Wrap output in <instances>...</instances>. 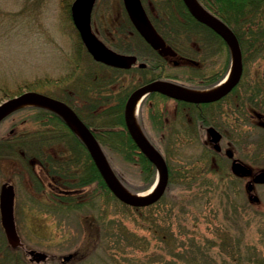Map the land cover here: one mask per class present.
Here are the masks:
<instances>
[{
    "label": "rangeland",
    "instance_id": "1",
    "mask_svg": "<svg viewBox=\"0 0 264 264\" xmlns=\"http://www.w3.org/2000/svg\"><path fill=\"white\" fill-rule=\"evenodd\" d=\"M164 1L142 0L146 10L156 20L162 12L156 6ZM71 2L0 0V86L8 94L3 96L1 87L0 102L25 90H32L30 87L37 82L49 91L62 90L68 73L66 63L79 38L70 15ZM157 23L162 25L159 20ZM91 26L102 41L116 50L122 51L130 46L140 55L148 53L134 32L130 31L122 0H96L91 13ZM199 36L187 31L182 34V39L195 41ZM191 41L188 42L191 44ZM244 57L240 84L229 96L232 103L225 102L223 105L224 116H221L220 122L225 136L220 143L223 151L225 147H231L234 157L251 169L259 170L264 168V127L250 119L248 110L246 113L242 111V102L249 101L243 98L251 95L250 89L245 90L244 86L253 84L254 78L264 73V55L251 58L250 52L246 51ZM217 59L209 57L206 63L212 65ZM166 62V71L184 75L183 69L172 65L171 60ZM231 71L232 67L230 74ZM149 77L150 74L141 73L136 68L124 69L121 79H117L112 87L116 90V86L121 88L120 85H123L134 89ZM61 78H64L63 82ZM109 87L103 89L104 97L113 100L114 96L106 91ZM36 91L42 92L39 88ZM244 91H247L245 96ZM144 97L139 100L137 121L159 138V147L176 175L169 189L154 203L130 206L107 194H92L90 186H87L80 195L71 196L86 203L80 209L69 210L65 208L66 204H60L67 200L64 197L57 199L45 186V176L55 182L66 181L67 178L56 175L52 179L39 165H35L33 171L23 167L17 156H0V184L8 181L14 185V215L26 247L39 249L50 256L48 261L40 264H56L61 256L69 253H74L69 264H264V183L254 185L253 192L258 201H250L245 188L250 177L235 175L229 158L214 154L212 149L207 150L206 147L211 148V144L198 141V130L192 123H181V130L184 131L177 134L179 139L174 142L170 140L175 135V125L168 124L156 132L152 127L150 129L148 115L151 106L150 101L143 102ZM174 105L171 100L166 102L163 107L168 111L165 120L172 119ZM234 106L240 107V114ZM78 109L85 119L90 117L82 104L78 105ZM106 117L109 118V115ZM30 119L28 123L18 124L16 129L30 127ZM8 121L0 123L1 136L8 133ZM68 147L58 143L54 148ZM109 154L112 160L110 163L108 159L110 166L121 173L119 180L124 188L141 196L152 192H149L152 183L143 188L144 182L136 164L123 160L117 152L106 153L107 158ZM67 162L72 164L71 160L67 159ZM201 167L203 172L198 173ZM37 176L42 179L43 191L35 181ZM192 176L195 177L192 189L197 184H203L196 200L189 196L191 190L182 187L184 178L191 180ZM155 178L156 172L153 181ZM69 180L73 181L71 177ZM192 236L198 240L209 239L210 244L206 242L203 245L201 241L194 244ZM4 241L0 228L1 246Z\"/></svg>",
    "mask_w": 264,
    "mask_h": 264
},
{
    "label": "trees",
    "instance_id": "2",
    "mask_svg": "<svg viewBox=\"0 0 264 264\" xmlns=\"http://www.w3.org/2000/svg\"><path fill=\"white\" fill-rule=\"evenodd\" d=\"M197 1L208 12L227 24L235 33L240 44L243 62L246 60V57H244L246 51L250 52L251 58L262 57L264 55V0ZM164 2L160 6H156L162 9V12L158 15V20L163 25H172L173 32L168 33L165 28H162L161 33H163L164 37L167 36L166 38L178 50L179 62L174 66H179L183 69L184 75L180 72L166 71L167 62L164 57L156 53L141 39L128 19L130 31L138 36L139 42L143 44V49H146L148 53L140 55L130 46L121 50L136 53L144 59L146 62L145 68H138L137 70L141 73L150 74V77L146 78L145 81L152 78H161L193 88H204L217 83L224 77L230 65V51L227 43L212 28L197 21L189 13L182 0H165ZM148 14L152 22L155 25H159L157 23L158 20L149 12ZM187 31L195 32L200 36L195 41L188 40V38L184 40L182 39V34H185ZM188 41L192 43L190 44ZM213 56L218 58L217 63H211L212 65L206 63V60ZM66 64L68 73L64 82L62 81L64 78H61V82H63L62 90L56 92L50 90V92L40 82H37L30 88L33 90L39 88L42 92L68 103L91 129L105 154L117 152L123 157V160L136 164L139 175L144 182L143 188L145 189L153 181L155 167L139 151L126 131L123 121L124 103L133 88L120 85L121 88L116 86L115 90L112 87L121 79L123 70L94 61L85 50L80 38H77L74 50ZM213 65L217 67L215 68ZM187 72L188 74H186ZM254 79L256 80H254L253 84L247 83L244 86L245 90L250 89L251 95L243 98L249 101H244V104L242 102V106H244L242 111L246 113L247 110L250 111L256 106V110L264 114V82H262L264 81V73L262 76ZM105 87H109L106 91L108 95L114 96L113 100L108 99V96L104 97L106 96L103 93ZM2 90L3 96L8 95L5 88L2 87ZM246 93L247 91H244L243 96ZM238 95L239 97L242 96V94ZM168 100L169 97L157 92H150L144 98L143 102L150 101L151 109L149 117L152 129L155 132L166 128L168 124H172L170 119L168 121L165 120L168 111L163 109ZM245 102H247L246 105ZM248 103H250L249 106ZM79 104H82L84 109L90 113V117L87 118L88 120L79 112ZM154 105L155 108L153 107ZM107 115H109V118L106 117ZM29 119L32 123L30 127H24L21 130L16 129L18 124L28 123ZM3 120L9 121L7 124L8 133L5 136L0 135V156L3 154L17 156L19 163L31 170L34 169L35 165H39L52 179L56 175L59 178H67L66 181H54L60 187L67 189L78 188L82 192L85 187L90 186V193L107 194L116 199L104 183L81 138L58 113L39 105H25L5 115L0 120V123ZM153 134H150L152 141L154 140L153 142L159 149V138L154 137ZM58 143L69 147L67 149H55L54 147ZM54 155H59V157ZM164 156L169 172L167 183V189H169L176 175L174 167L170 164L165 154ZM67 159L68 161L71 160L72 164L67 162ZM108 159L112 163L110 154ZM113 169L117 173L115 174L122 178L121 173H118L115 167ZM201 172H203L202 167L198 173ZM70 177L73 181L69 180ZM195 177L192 176L191 180L184 178L185 181H183L182 186L186 190H191L189 196L194 198L193 200L198 199L196 197L199 191L202 192L201 186H203V184H200V186L197 184V187H195L199 190L191 188L194 185ZM35 181L40 185L38 179L36 180L35 178ZM208 188L205 190H208ZM62 197L67 201L66 203L60 202V204H66L65 208L69 210L80 209L86 203L81 198L76 199L75 197L76 200H74L73 197L68 195ZM193 236L194 244L199 243V241L203 245H206V242L210 244L209 239L198 240L195 238L196 236Z\"/></svg>",
    "mask_w": 264,
    "mask_h": 264
},
{
    "label": "water",
    "instance_id": "3",
    "mask_svg": "<svg viewBox=\"0 0 264 264\" xmlns=\"http://www.w3.org/2000/svg\"><path fill=\"white\" fill-rule=\"evenodd\" d=\"M95 1L96 0H72L70 4L71 19L83 45L94 60L115 67L129 68L135 63L136 56L129 53L118 52L110 48L93 32L90 19ZM122 2L129 20L145 41L154 49H158L162 54L174 55L175 51L169 45L165 44L163 38L154 28L141 0H122ZM183 2L189 12L198 21L213 28L227 42L231 52L232 71L229 78L210 93H188L182 90L184 87L179 84L162 79H153L136 87L129 94L123 109L125 127L139 150L155 166L157 171L156 187L148 195L139 197L121 189V181L114 173L92 131L80 119L74 109L63 100L36 90H25L17 95L7 97L0 102V120L11 111L24 105H39L55 111L63 117L67 124L81 138L103 181L117 199L132 206H145L154 203L162 196L166 188L168 180L167 165L164 157L154 145L143 133L140 135L137 132L132 117L135 101L151 91H156L175 99L195 103L213 101L227 94L237 84L243 70L239 42L233 31L222 20L211 15L205 9L207 15L197 13L194 0H183ZM138 65L144 66L145 64L140 62ZM207 132L210 135V140L213 142V147L218 149L219 145L217 141L219 140L220 134L212 126L207 128ZM226 153L231 155V150L226 149ZM231 170L233 173L239 175L251 174L252 172L247 165L235 158L231 161ZM253 183H264V169L252 173L251 180L246 183L248 192L252 190ZM61 191L64 193L69 192V190ZM248 198L253 201L257 200V196L251 192ZM13 205V184L8 181H3L0 184V223L8 243L11 246H17L20 244V239L15 226ZM30 253H33L37 260L46 257L45 252L31 250Z\"/></svg>",
    "mask_w": 264,
    "mask_h": 264
},
{
    "label": "flooded vegetation",
    "instance_id": "4",
    "mask_svg": "<svg viewBox=\"0 0 264 264\" xmlns=\"http://www.w3.org/2000/svg\"><path fill=\"white\" fill-rule=\"evenodd\" d=\"M155 25V24H154ZM155 28L157 29V31L162 35V37L164 38L166 44H168L169 46H171L175 51L176 54L175 55H169V54H162L159 50H155L154 51L158 54H160L162 57H164V59L166 61L171 60V64L172 65H177L179 60L178 55L179 52L176 49V47L174 46V44L168 40V38H166L167 36L164 37L163 33H161V29L165 28L166 31H168V33L173 32V27L172 25H155ZM170 35V34H169ZM146 63V62H145ZM146 64L144 66H140L142 69L145 68ZM137 66H131L128 69H132L135 68ZM235 91L230 90V92L216 100L213 101H209V102H200V103H194V102H186V101H182V100H177L174 98H171L169 100L173 101L175 103V108L172 110V119H170L172 126L175 125L174 127V132L175 135L173 136V138L170 140L171 142L173 141H178V133H182L181 130L182 126L181 123L184 124V122H188V123H192L194 128H196L198 130V133H196V138L199 139L198 141H201L202 143L204 142H209L210 144H212L211 140H210V135L207 133V128L210 126H213L218 133L220 134V138L217 141V143L219 144L220 148H218L217 150L214 148H209L208 146L206 147L207 150H211L214 154H218V155H225L222 145H221V140L223 139L224 135V131L222 130V125L220 120L221 116H224V103L228 102V103H232L231 101H229V96L231 94V92ZM237 100H239L237 98ZM186 102V103H185ZM238 102V101H237ZM236 102V103H237ZM155 108V106H153ZM240 107H235L234 109L236 111H238V113L240 114ZM151 109V107H150ZM149 109V111H150ZM221 109L223 111H221ZM256 106H254V108H252V110L249 111V117L251 120L256 121V123H258L259 125H262L264 127V114L261 112H258L256 110ZM238 115V114H235ZM149 116V115H148ZM165 118H167V115L165 116ZM150 120V117H149ZM220 124H219V123ZM180 125V128L178 125ZM178 126V127H177ZM150 129L152 127L151 125V120H150V125H149ZM176 128V130H175ZM193 129V128H192ZM146 134L148 135L149 139L152 140V136L150 135V133L145 130ZM204 135V137H203ZM154 141V140H153ZM226 148V147H225ZM224 148V149H225ZM231 148V147H230ZM227 156V155H226ZM234 155L232 156H227V158H229L230 160L233 158ZM46 180V188H49L56 196L57 199H60V197L68 195V196H74V195H78L81 191L77 190L76 192L70 193V194H62L61 192H59V185L55 184L53 180L48 179V176H45ZM37 179L40 181V183L42 182L41 178L39 176H37ZM42 186V191L45 190L44 188V184L42 183V185H38V187ZM16 195V193H15ZM16 197V196H15ZM14 208H15V200H14ZM15 218V215H14ZM15 224H16V230L17 233L19 235V239H20V244L17 246H11L5 236V233L2 229V226L0 224V228L2 230V233L4 235V243L3 246H1L0 243V264H40V263H44L46 261H48L50 259V256L46 253V257L44 259H39L37 260L36 256L33 253H30L31 250H35V251H39V252H44L41 251L39 249H35L33 247H26L25 243L22 240V237L17 229V223H16V219H15ZM74 253H69L66 255H63L60 257L58 263L56 264H69V262L73 259Z\"/></svg>",
    "mask_w": 264,
    "mask_h": 264
},
{
    "label": "bare ground",
    "instance_id": "5",
    "mask_svg": "<svg viewBox=\"0 0 264 264\" xmlns=\"http://www.w3.org/2000/svg\"><path fill=\"white\" fill-rule=\"evenodd\" d=\"M194 2H195L196 12L199 13V14H205V15H207V12L201 7V5L196 0H194ZM229 74L227 75V77L221 83H223L228 78ZM221 83L218 84V85H216V86H214V87L208 88V89L193 90V89L182 88V90H184V91H186L188 93H195V94H198V93H209L210 91L215 90L219 85H221ZM139 100H140V98H138L135 101L134 105H133L132 117H133V123H134V125L136 127L137 132L140 135H142V131L140 129V126H139L138 121H137V116H136L137 108H138V104H139ZM120 187H121V189L125 190L129 194H132V195L141 197L140 194L130 192L126 188L124 189L121 185H120ZM154 187H155V185L149 190V192H151L154 189Z\"/></svg>",
    "mask_w": 264,
    "mask_h": 264
}]
</instances>
